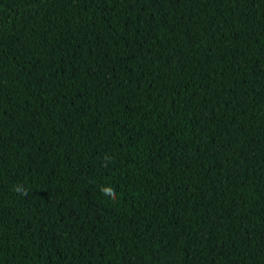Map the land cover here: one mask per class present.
<instances>
[{"label": "trees", "instance_id": "trees-1", "mask_svg": "<svg viewBox=\"0 0 264 264\" xmlns=\"http://www.w3.org/2000/svg\"><path fill=\"white\" fill-rule=\"evenodd\" d=\"M0 264H264V0H0Z\"/></svg>", "mask_w": 264, "mask_h": 264}]
</instances>
